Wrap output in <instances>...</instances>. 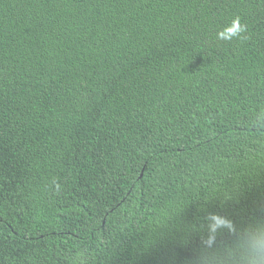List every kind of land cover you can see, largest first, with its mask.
I'll use <instances>...</instances> for the list:
<instances>
[{"label":"trees","instance_id":"obj_1","mask_svg":"<svg viewBox=\"0 0 264 264\" xmlns=\"http://www.w3.org/2000/svg\"><path fill=\"white\" fill-rule=\"evenodd\" d=\"M209 212L264 216V0H0V264H189Z\"/></svg>","mask_w":264,"mask_h":264},{"label":"clouds","instance_id":"obj_2","mask_svg":"<svg viewBox=\"0 0 264 264\" xmlns=\"http://www.w3.org/2000/svg\"><path fill=\"white\" fill-rule=\"evenodd\" d=\"M246 26L237 17L217 33L220 40L241 37ZM200 247L189 264H264V216L239 226L228 216L209 212L203 223L191 229Z\"/></svg>","mask_w":264,"mask_h":264}]
</instances>
